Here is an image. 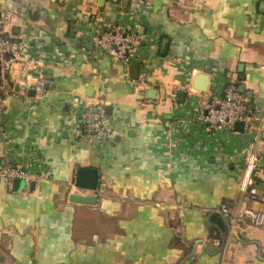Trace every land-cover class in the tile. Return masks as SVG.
<instances>
[{
	"label": "crops",
	"instance_id": "obj_1",
	"mask_svg": "<svg viewBox=\"0 0 264 264\" xmlns=\"http://www.w3.org/2000/svg\"><path fill=\"white\" fill-rule=\"evenodd\" d=\"M6 11L8 32L28 45L23 58L39 67L14 65L11 84H54L0 107V166L38 177L29 192L0 178V264H264V224L237 221L231 233L221 210L234 218L248 203L241 151L216 148L187 105L194 96L177 97L218 66L264 117V0H0V17ZM117 24L147 39L136 78L133 60L127 68L89 39ZM88 103L105 107L113 137L83 133ZM259 149V200L250 204L264 214V142ZM82 165L99 171L93 192L69 185ZM76 192L97 201L73 202Z\"/></svg>",
	"mask_w": 264,
	"mask_h": 264
},
{
	"label": "built area",
	"instance_id": "obj_2",
	"mask_svg": "<svg viewBox=\"0 0 264 264\" xmlns=\"http://www.w3.org/2000/svg\"><path fill=\"white\" fill-rule=\"evenodd\" d=\"M13 14L10 11L2 13L0 17V107L10 97L27 98L33 90L37 97L44 95L52 88L54 81L48 77H41L37 82L24 81L21 84H11L12 67L20 64L29 71H36L38 64L31 59L23 58L27 43L18 36L9 33L8 24ZM89 39L99 51H114L123 64L128 68L131 61L138 58V48L143 40L140 35L125 31L122 25L110 27H96L89 34ZM151 45L155 39L148 38ZM211 77L209 88L199 91L187 85L182 88L194 100L187 103L191 107L195 119L203 125L209 139H212L219 150L239 152L243 156V166L240 180V190L248 203L242 205L236 217H231L230 206L224 204L222 212L229 217L230 231L233 233L237 221H249L255 226L264 224V214L251 206V202L259 200V174L263 167V157L259 149V143L264 142V117H258L250 110L247 97L239 91L235 77L223 80L224 71L218 66H212L208 70ZM147 71L142 72L139 83L149 86L146 80ZM222 79V80H221ZM181 89L178 87L176 92ZM83 133L90 138L104 133L113 137L111 121L103 105H83L80 112ZM237 122L243 123V129L235 128ZM164 144L170 149L171 154L176 144L165 138ZM239 147L238 150L236 148ZM169 151V150H168ZM235 152V153H236ZM231 153V152H230ZM0 178H4L11 186L14 179H24L27 183L26 191L32 182L36 183L38 177L28 168L8 163L0 166ZM71 188L74 186V178L70 180ZM77 189V188H75ZM189 264V263H185Z\"/></svg>",
	"mask_w": 264,
	"mask_h": 264
},
{
	"label": "water",
	"instance_id": "obj_3",
	"mask_svg": "<svg viewBox=\"0 0 264 264\" xmlns=\"http://www.w3.org/2000/svg\"><path fill=\"white\" fill-rule=\"evenodd\" d=\"M84 45L86 46H90L93 47V44L90 43H84ZM139 62L137 60H133L131 63V68L130 70H132V73L135 71L136 74H133V77L136 78L137 72L139 70ZM194 86L196 87V89L200 90V91H205L207 90V88L210 85V76L209 74L206 73H198L195 76L194 82H193ZM240 91L244 92L245 89L243 86L240 87ZM31 93H33V91H31ZM155 90L149 91V96L150 97H155ZM185 96V91H179L177 93V97L178 99H182ZM235 128L238 130H242L243 129V123L242 122H237L235 125ZM27 183L24 179H14L13 183H12V187L14 190H18V191H23L24 188L26 187ZM31 186H34V182L31 183ZM74 186L75 188H77L78 190L84 191V192H93L95 191L98 186H99V171L96 167H93L91 165H82L80 167H78L75 177H74ZM71 190V188H70ZM69 199L73 202L76 203H95L97 201V198L91 194H86V193H70L69 195ZM229 229H230V225H229ZM235 231V229L233 230V232ZM185 262V261H184ZM183 262V264H184Z\"/></svg>",
	"mask_w": 264,
	"mask_h": 264
}]
</instances>
